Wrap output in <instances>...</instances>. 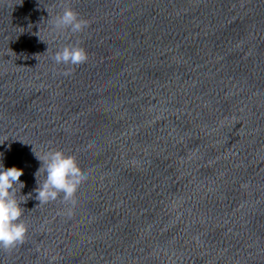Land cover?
I'll return each instance as SVG.
<instances>
[{"label":"water","instance_id":"obj_1","mask_svg":"<svg viewBox=\"0 0 264 264\" xmlns=\"http://www.w3.org/2000/svg\"><path fill=\"white\" fill-rule=\"evenodd\" d=\"M49 150L87 176L70 216ZM0 163L32 194L0 264H264V0H0Z\"/></svg>","mask_w":264,"mask_h":264},{"label":"clouds","instance_id":"obj_2","mask_svg":"<svg viewBox=\"0 0 264 264\" xmlns=\"http://www.w3.org/2000/svg\"><path fill=\"white\" fill-rule=\"evenodd\" d=\"M50 23L54 31H67L72 34L81 33L88 27V21L81 19L70 7L64 8ZM52 59L56 64L76 66L87 62L88 54L78 43L68 44L58 49ZM36 157L41 162L36 177L41 171L46 173L42 183L37 180L38 186L34 190L36 200L39 204H47L62 198L63 203L68 206L70 216L71 209L76 204L75 194L86 181V174L78 167L75 157L66 155L62 150H49ZM23 174L21 169H5L0 163V248L5 250H12L23 244L28 232L21 219L25 211L21 205L27 203L32 194L29 193L28 196H23L25 199L18 200L15 193L16 185H19L20 189L25 186L20 181Z\"/></svg>","mask_w":264,"mask_h":264}]
</instances>
